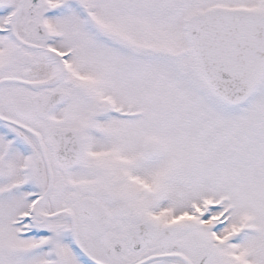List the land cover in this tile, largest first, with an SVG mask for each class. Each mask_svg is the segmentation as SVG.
<instances>
[{
	"label": "snow or ice",
	"instance_id": "snow-or-ice-1",
	"mask_svg": "<svg viewBox=\"0 0 264 264\" xmlns=\"http://www.w3.org/2000/svg\"><path fill=\"white\" fill-rule=\"evenodd\" d=\"M0 264H264V0H0Z\"/></svg>",
	"mask_w": 264,
	"mask_h": 264
}]
</instances>
